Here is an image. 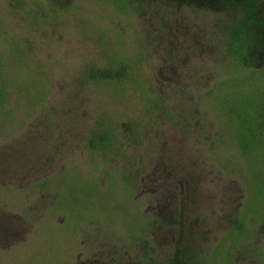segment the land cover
<instances>
[{
	"label": "rangeland",
	"instance_id": "obj_1",
	"mask_svg": "<svg viewBox=\"0 0 264 264\" xmlns=\"http://www.w3.org/2000/svg\"><path fill=\"white\" fill-rule=\"evenodd\" d=\"M239 1L0 0V264H264Z\"/></svg>",
	"mask_w": 264,
	"mask_h": 264
},
{
	"label": "trees",
	"instance_id": "obj_2",
	"mask_svg": "<svg viewBox=\"0 0 264 264\" xmlns=\"http://www.w3.org/2000/svg\"><path fill=\"white\" fill-rule=\"evenodd\" d=\"M233 7H236L239 17V24L231 33V39L229 42L230 49L235 58L245 67L249 68L250 57L257 54V51L264 44V18L261 8L255 0H241L236 3ZM125 71V70H124ZM234 111V116L238 117V123L242 125L246 133L243 143H240V147L245 155L251 156L250 153H255L258 160L264 163V150L259 152L261 148L258 145L264 147V134L257 132L251 125L252 116L241 115L239 111ZM242 114V113H241ZM234 120H232V125ZM108 132V131H107ZM101 137L93 138V149L96 145L102 143L104 148L111 147L112 138L104 133ZM258 148V149H257ZM260 158V159H259ZM262 158V159H261ZM264 185V184H263ZM259 198L260 197L258 193ZM243 227L240 228L242 231ZM146 259L151 264H162L161 261L155 259L151 254H146ZM139 264H146L144 262Z\"/></svg>",
	"mask_w": 264,
	"mask_h": 264
}]
</instances>
